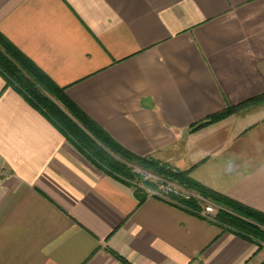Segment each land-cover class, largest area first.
I'll list each match as a JSON object with an SVG mask.
<instances>
[{
	"label": "crops",
	"instance_id": "0c3cea01",
	"mask_svg": "<svg viewBox=\"0 0 264 264\" xmlns=\"http://www.w3.org/2000/svg\"><path fill=\"white\" fill-rule=\"evenodd\" d=\"M0 31L122 146L264 212V99L245 104L264 94V0H0ZM0 169V264L263 260L215 222L140 202L1 74Z\"/></svg>",
	"mask_w": 264,
	"mask_h": 264
},
{
	"label": "trees",
	"instance_id": "16d2710c",
	"mask_svg": "<svg viewBox=\"0 0 264 264\" xmlns=\"http://www.w3.org/2000/svg\"><path fill=\"white\" fill-rule=\"evenodd\" d=\"M0 74L6 87H13L35 108L41 111L93 164L111 176L136 186L142 202L149 195L147 188L157 189L152 180L143 178L136 168L152 169L167 180L176 181L218 206L212 220L223 230H229L262 247L264 244V212L249 207L225 194L217 192L185 173H175L159 166L155 160L128 150L91 119L35 62L25 55L0 31ZM264 99V94L249 100ZM242 104L241 106L245 105ZM241 106H228L192 126L196 131L235 113ZM131 163L137 165H130ZM142 183L143 186H140ZM201 218L203 206L200 198L192 195L183 198L172 192L163 199Z\"/></svg>",
	"mask_w": 264,
	"mask_h": 264
},
{
	"label": "rangeland",
	"instance_id": "374dc122",
	"mask_svg": "<svg viewBox=\"0 0 264 264\" xmlns=\"http://www.w3.org/2000/svg\"><path fill=\"white\" fill-rule=\"evenodd\" d=\"M232 115V114H231ZM148 159H152V160H155V161H157L158 163H159V166H162V167H165V168H167L168 170H171L172 172H175V173H185V174H187L188 176H190L191 177V175H190V171H181V170H179V168H177V167H175L174 165H172V164H169V162H162V161H159V160H156V159H154V158H150V157H148ZM130 165H133V166H137V165H135V164H133V163H131ZM137 169V171H139L141 174H142V176H143V178H145V179H149V180H152L154 183H156L157 184V186H158V188L160 187V186H167V184L168 185H170L171 187H174V188H179L180 190H184V191H186V192H190L192 195H195V196H197V197H199L200 198V201H201V205L203 206V210H205V207L207 206V205H211V206H213L214 207V212L213 213H211V215H210V218H208V217H206V218H204V219H207V220H209V221H211V222H214L213 220H212V218L214 217V215H215V213L217 212V209H218V206L215 204V203H213L212 201H210L209 199H206V198H204L203 196H201V195H199L198 193H195V192H193V191H191V190H188L187 188H185L184 186H182V185H180L179 183H177L176 181H172V180H167V179H165L164 177H162L161 175H158V174H156V173H154V172H152V169H146V168H144V167H138V168H136ZM174 170H176V171H174ZM2 172H4L6 175H8L9 176V173H7L6 172V170H4V169H2L1 170ZM7 176V177H8ZM148 177V178H147ZM193 178V177H192ZM7 179V178H6ZM4 185V184H3ZM134 186V185H133ZM140 186H143L142 185V183H140ZM135 188H136V186H134ZM210 188V187H209ZM212 189V188H211ZM147 191H148V194H149V190H154V189H151V188H147L146 189ZM214 190V189H213ZM216 191V190H215ZM218 192V191H217ZM148 196H150V195H148ZM202 210V211H203ZM262 247H264V244L262 245ZM263 260H264V257H263ZM262 260V261H263Z\"/></svg>",
	"mask_w": 264,
	"mask_h": 264
},
{
	"label": "built area",
	"instance_id": "2783aa9c",
	"mask_svg": "<svg viewBox=\"0 0 264 264\" xmlns=\"http://www.w3.org/2000/svg\"><path fill=\"white\" fill-rule=\"evenodd\" d=\"M176 171V170H174ZM8 175H6L4 172L1 171L0 169V187L3 186V184L5 183V180L7 178ZM148 178V177H147ZM174 192L178 195H180L183 198H189L190 196H192V194L190 192H186L184 190H180L179 188H174L171 187L170 185L167 184V186H160L157 189L154 190H149V195L150 196H155V197H159L161 199H168L169 195ZM214 207L211 205H207L205 207V210L202 211V215L210 218L211 213H213ZM259 264H264V260L262 262H260Z\"/></svg>",
	"mask_w": 264,
	"mask_h": 264
}]
</instances>
